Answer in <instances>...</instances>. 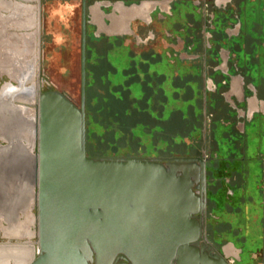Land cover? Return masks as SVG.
I'll use <instances>...</instances> for the list:
<instances>
[{"label":"water","instance_id":"obj_1","mask_svg":"<svg viewBox=\"0 0 264 264\" xmlns=\"http://www.w3.org/2000/svg\"><path fill=\"white\" fill-rule=\"evenodd\" d=\"M31 77L0 88V218L13 235L36 224L31 264H227L195 246L202 160L89 157L84 95L79 108L58 92L36 96Z\"/></svg>","mask_w":264,"mask_h":264},{"label":"flooded vegetation","instance_id":"obj_2","mask_svg":"<svg viewBox=\"0 0 264 264\" xmlns=\"http://www.w3.org/2000/svg\"><path fill=\"white\" fill-rule=\"evenodd\" d=\"M243 1L0 0V11L6 13L4 16L9 21L15 20L18 23L23 21L24 23L21 24L25 28L20 27L22 31L19 32L18 25L16 27L18 31L14 32V35L19 39L20 42H17V44L20 47L22 46L21 43L23 45L25 43L24 46L27 47L25 41H31L30 47L32 49L29 50V53H32L34 70L31 68L32 77L28 85L32 84L34 86L36 96L48 92H58L79 108L83 94L85 122L87 44H89L90 49L95 51L102 46L103 57L105 48L112 45L110 43L112 37L114 43H124L128 46L133 55L152 58L165 52L167 57L172 55L182 64L195 67L194 75H197L199 81L200 107L203 111L201 122L198 125L203 130L205 141L203 142V140L194 137L187 143V139L184 138L185 145L182 154L171 155V153H168L167 155L168 150H166L158 152L154 157L148 159L159 160L162 164H166L163 160L175 157H192L202 160L204 162V180L199 171L191 187L193 192L200 198V201L204 203L203 213L201 214V211H198L194 214V218L198 223L195 240L196 248L200 252H204L207 258L213 260L222 258L227 264H242V256L246 255L251 261L250 264H264V154L259 155L260 184L256 183L254 187L261 197L262 218L258 239L260 245L252 250L246 249L251 244L256 245L254 244L256 238L248 242V239L244 237L246 232L243 233V226L233 229L227 222L224 223V227L227 224L226 231L230 234L233 233L243 243V246H236L232 241L223 238L218 240L220 234L214 233L213 226H211V224H218L217 222L222 219L218 216L219 208H221L220 213L228 211L231 216L234 214L236 219L241 218L239 217L241 209L239 205L235 207L238 202L234 199V192L229 186L232 177L233 179L235 177L234 171L225 169L222 173H218V163H226L231 159L217 157L212 153V149H215V147L205 145L207 123H211L213 117L211 110L219 111L224 104V100L226 105L224 104L225 109H222V112L227 117H221L219 121L225 122L224 124H231V132L235 134L242 133L243 135L246 134V123L251 122L256 114L261 117L264 116V78L259 79L258 86L254 85L253 79L248 77L245 68L238 66V59L234 54L235 50L238 49V45L231 42L234 38H241L243 33L238 20V13ZM173 11L179 17L173 21L169 28L165 25V22L169 16H174ZM3 19L0 22H4ZM73 23L75 28L72 26ZM88 26L94 28L95 39L88 40ZM252 41L253 39L250 38L245 39V41L241 38L243 49L248 51L251 45L249 43ZM254 41L258 42L259 40ZM260 45L264 46V41L260 42ZM27 51L25 49L23 53L27 54ZM0 58H3V56H0ZM73 59H77L79 63V103H76L66 91L60 89L57 83L54 82L55 79L50 76L49 71L47 72L48 68H54L61 78L63 74L67 73L69 75L71 70L69 65L73 62ZM26 71V69L24 71L21 68L19 72L13 74L12 78L15 76L20 77ZM7 82V79L0 80V88ZM227 86V92L221 93V90ZM231 111L233 115L230 116L228 112ZM245 151L242 146V149H239L241 157L235 160L239 162L245 160ZM196 164L200 166L199 162H196ZM216 189L222 190V196H218L215 201L209 197V194H214ZM202 190L203 194L201 193ZM240 200L242 202L241 198ZM216 211L217 213H215ZM32 214L29 217L27 216L29 219L26 216L21 217L20 221L27 225L33 218ZM0 223V240H2L0 241V264H9L11 257L14 258L17 264L23 262L24 264L26 262L31 264L36 260L40 255V251L34 243L11 244L9 242L31 238L30 231L28 230L29 233H25L27 229L24 230L25 228L21 227L19 231L14 233L15 237L12 238L13 234L2 229L5 226L1 218ZM32 236L36 237L34 233ZM123 262L122 259H118L114 264H123Z\"/></svg>","mask_w":264,"mask_h":264},{"label":"rangeland","instance_id":"obj_3","mask_svg":"<svg viewBox=\"0 0 264 264\" xmlns=\"http://www.w3.org/2000/svg\"><path fill=\"white\" fill-rule=\"evenodd\" d=\"M173 12L174 16H169L165 22L169 28L179 17L175 11ZM4 14L6 13L0 11V21L4 18V22H0V37L3 35L0 43V56H3L0 58V80L10 81L9 77L12 78L21 68L24 71L28 68L34 70V61L32 53H29L32 49L31 41H25L27 47L24 46L25 43L24 45L21 43L20 47L17 44L20 41L14 35V32L18 30L20 32L21 28H25L22 25L23 21L20 23L15 20L9 21ZM238 20L242 26V40L250 38L253 41L249 43L250 49L247 48L246 51L241 45V38H234L231 42L238 45L234 54L237 56L238 66L244 67L248 77L253 79L255 86H258L259 79L264 78V46L260 45V42L264 41V0H244L238 13ZM87 35L88 40L96 38L92 26H88ZM111 39L112 45L109 48L104 47L103 57L102 46L95 51L87 44L86 154L94 158L111 156L149 158L166 150L167 155L182 154L184 138L187 139V143L194 137L204 142L203 130L198 125L203 111L200 107V85L197 75H194L195 67L182 64L172 55L167 57L165 52L152 58L133 55L131 49L124 43H114L112 37ZM25 49L28 50L27 54L23 53ZM69 68H71L69 75L63 74L62 78L54 68H48L47 72L49 71L60 89L79 103L80 71L77 59H73ZM227 89L228 86L223 88L221 93L227 92ZM223 103L226 105L224 100ZM223 105L219 111L211 110L213 117L212 122L207 123L205 145L215 147L212 153L217 157L231 159L226 163H218V173L225 169L234 171L235 177L234 179L232 177L229 186L234 192V199L238 202L235 207L239 205L241 209L240 216L238 215L241 218L236 219L235 215L231 216L228 211L220 213L219 208L218 216L222 219L217 222L218 224L211 226L214 233L220 234L218 240L223 238L232 241L236 246H243V243L233 233L226 231L227 224L224 227V223L227 222L233 229L243 226V233L246 232L244 237L248 242L256 238L257 243H254L256 245L246 247L252 250L260 245L258 239L262 218L261 197L254 187L256 183L260 184L261 179L259 155L264 154V116L256 114L251 122L246 123L245 135L235 134L231 132V124L219 121L221 117H227L222 112L225 109ZM34 107L35 105L32 106ZM228 114L233 115L232 111ZM242 146L246 150V159L239 162L235 159L241 157L239 149H242ZM220 195L222 196V190L216 189L209 197L216 201ZM32 213L36 215V208ZM28 228L32 235L37 230L36 224H29ZM32 235L31 238L9 242L11 244L31 242L36 247L37 237ZM242 258V264H250L247 255ZM9 264L17 263L11 257Z\"/></svg>","mask_w":264,"mask_h":264},{"label":"bare ground","instance_id":"obj_4","mask_svg":"<svg viewBox=\"0 0 264 264\" xmlns=\"http://www.w3.org/2000/svg\"><path fill=\"white\" fill-rule=\"evenodd\" d=\"M26 217H27V216H26ZM28 217H29V216H28ZM28 217H27V218H28ZM28 219H29V218H28ZM30 221L32 222V219H31Z\"/></svg>","mask_w":264,"mask_h":264}]
</instances>
